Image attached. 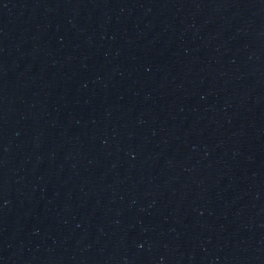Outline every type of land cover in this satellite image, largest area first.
I'll use <instances>...</instances> for the list:
<instances>
[{"label": "water", "instance_id": "water-1", "mask_svg": "<svg viewBox=\"0 0 264 264\" xmlns=\"http://www.w3.org/2000/svg\"><path fill=\"white\" fill-rule=\"evenodd\" d=\"M0 264H264V0H0Z\"/></svg>", "mask_w": 264, "mask_h": 264}]
</instances>
